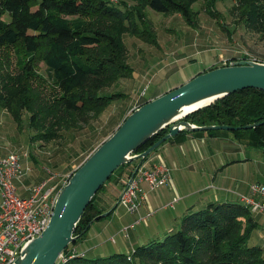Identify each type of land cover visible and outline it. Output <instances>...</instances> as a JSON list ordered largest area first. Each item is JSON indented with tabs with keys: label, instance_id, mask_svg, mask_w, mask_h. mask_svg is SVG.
<instances>
[{
	"label": "trees",
	"instance_id": "trees-1",
	"mask_svg": "<svg viewBox=\"0 0 264 264\" xmlns=\"http://www.w3.org/2000/svg\"><path fill=\"white\" fill-rule=\"evenodd\" d=\"M198 1L210 15L221 16L214 8L217 0H0V108L19 126L25 113L29 127L37 132L31 134L33 140L50 142L61 136L59 132L87 124L122 96L104 89L132 72L125 35L155 42L147 10L178 13L195 26L199 11L193 4ZM230 12L238 15L237 23L264 39V0H233ZM40 63L46 77L38 72ZM185 120L235 126L263 121L264 90L235 91L189 113ZM166 132L167 128L154 134L137 153ZM204 133H232L246 145L264 150V123L230 131L181 130L168 140ZM157 149L143 159L120 165L111 174L77 223L74 234L78 237L62 253L72 257L57 264H264L262 247L248 242L257 223L243 203L209 204L186 213L177 229L131 253L89 257L78 250L93 222L102 219L94 217L107 210L106 199L99 196L106 184L130 177L136 165Z\"/></svg>",
	"mask_w": 264,
	"mask_h": 264
},
{
	"label": "crops",
	"instance_id": "crops-1",
	"mask_svg": "<svg viewBox=\"0 0 264 264\" xmlns=\"http://www.w3.org/2000/svg\"><path fill=\"white\" fill-rule=\"evenodd\" d=\"M181 29L186 35L185 41L180 43L175 42L176 48L171 51L170 55L173 60H187L194 63L188 65V69H184V64L181 65L176 61H167L166 56L168 55L146 54L138 56L136 64L139 61L140 63L137 67L133 66L132 75L129 77L130 79L120 80L118 82L119 87L115 90H110L109 93H122V96L113 99L97 117V121H101L102 124L95 126L93 122L90 123L89 128L93 129V136L92 139L88 140L89 142L87 144L91 143L93 148L99 145L103 139L108 137L118 127L133 108L179 86L200 72L220 65L219 61L221 59L232 56L228 55L225 57L226 52L224 50H221L219 54H216L215 51H209L208 49L212 47H204L201 43L204 39L200 38L199 35L194 37V39H198L197 43L200 45L198 46L191 41L193 39V33L190 29L192 28L186 29V31L184 27H181ZM211 52L212 55L210 54ZM203 54L208 55V59L205 60V58L200 57V60H197L196 55ZM210 56L215 58L212 64L207 62ZM123 98L127 100L121 104L117 103ZM7 129L11 133H14L13 135H16L17 124L11 114L2 109L0 110V157L7 155L9 152H15L16 150L15 148L10 149L9 146H6L9 144L6 138L10 135ZM32 145L33 151L34 149L40 151V148H38L40 146V140L39 142L33 140ZM257 149L259 148L250 147L243 141H239L231 133H204L200 137L186 134L181 139L174 138L165 141L146 161L151 163L160 160L168 166L171 173V182L157 190L148 191L145 201H143L139 210L134 213H130L122 206L116 205L119 194L124 186L123 180L125 177L121 176L118 182H112V185L104 190V198L110 201H106L107 210L114 205L115 209L105 221H102V225H99L102 230L98 232L99 227H97L93 236L97 237V234H104L105 229L110 226L111 229H117L115 234H122L125 237V234L121 231L124 226L134 222L139 217L148 215V212L154 211L151 216L148 215L149 217L139 222V224L145 223L144 226H148L150 223L155 224L150 235L140 236L138 239V244L142 245L153 239H162L165 235L177 229L181 217L186 213L204 208L209 204L242 203L240 201V195H248L252 183L264 184V150L257 151ZM18 150L23 167L29 168V170L23 176L22 180L17 183V192L21 196H27L30 193L32 185L40 182L42 179L44 180L49 167L46 164L40 166L36 162V158H30L27 149L21 148ZM256 154L261 156L260 161H256L253 158L251 160V157H254ZM60 161L61 159L55 164L58 165L57 169L61 172L66 171L68 169L67 166L71 165L70 160L64 161L62 159ZM253 161L255 162L253 163ZM55 164L53 165L55 166ZM200 164L203 165L204 172L200 170ZM74 169L75 165L71 171ZM141 187L143 190L148 189L145 183H141ZM176 197L178 199L174 202V206L167 207L166 205L170 206L169 203ZM118 208H121L122 214H120ZM252 213L257 227L251 233L249 244L260 246L264 250V233L262 232L264 230V214L262 212ZM160 223L164 225V228H159ZM156 224L158 225L156 226ZM137 225L133 228H136ZM86 236L87 234L81 242L91 240L90 238L92 236ZM108 239L109 237L107 241L105 239L106 242L88 246L84 251L86 256H93V254L87 255V253H98L96 255L103 256L107 254V249V251H114L113 253L121 252V242L118 243L115 238L113 242L111 239ZM147 239L150 240L147 241ZM107 242L113 244L111 246L114 248L113 250H110L111 248L106 246L108 244ZM78 245H81V243ZM101 247L104 250L100 249ZM134 248L136 246L132 242L130 249Z\"/></svg>",
	"mask_w": 264,
	"mask_h": 264
},
{
	"label": "water",
	"instance_id": "water-1",
	"mask_svg": "<svg viewBox=\"0 0 264 264\" xmlns=\"http://www.w3.org/2000/svg\"><path fill=\"white\" fill-rule=\"evenodd\" d=\"M247 87L264 90V62L241 59L213 67L132 109L118 127L72 171L56 196L47 226L23 245L11 264H57L64 249L78 237L74 231L84 210L111 174L128 161L147 157L181 130L230 131L264 123L263 120L243 126L197 125L185 120L189 113ZM165 128L167 132L163 136L137 153L148 139ZM114 207L98 214L93 220L105 217Z\"/></svg>",
	"mask_w": 264,
	"mask_h": 264
},
{
	"label": "rangeland",
	"instance_id": "rangeland-1",
	"mask_svg": "<svg viewBox=\"0 0 264 264\" xmlns=\"http://www.w3.org/2000/svg\"><path fill=\"white\" fill-rule=\"evenodd\" d=\"M232 5H233V0H217L214 8L217 12H219L221 16L215 17L213 15H210L209 12L203 9L202 1H198L194 3L193 9L199 11V14L196 17L195 26L187 24L185 20L182 18V16L178 13L163 14V13H158L154 11L152 12V10H147V14H148L147 16L152 21V31L155 37V42H150V41H147V39H144V38L140 39L139 37L131 36V35H127L126 38H124L128 46V49H129L128 62L132 68V72H133V66L137 67V65L140 63L139 61L136 64L138 56H143L146 54H150V55L161 54L163 56L168 55L166 56L167 61H176L180 63L181 65L184 64L185 66L184 69H188L189 67L188 65H191L194 62H190L187 60H180V61H177L176 59L173 60V58L170 55L171 51H173L176 48L175 42L180 43L182 41H185L186 35L183 33L181 27H184L185 31L186 29L192 28L190 29V31L193 33V39L191 41L193 43H196L198 46H200L197 43L198 39H194V37H197L199 35L200 38L204 39L201 41L202 45L207 48L212 47L208 50L215 51L216 54H219L221 50H224L226 52L225 57H227L228 55L230 56L238 55L240 51H247L249 53L255 54L260 60H264V39H260L258 35L249 31L243 24H240V22L239 23L236 22V18L238 15L235 13L232 14L230 12V8L232 7ZM221 24H224L228 30L223 28ZM229 31H230V36L228 35ZM210 54L212 55V52ZM200 57L205 58V60L208 59V55L206 54L196 55L197 60H200ZM214 61H215V58L213 56H210L209 61L207 62L209 64H212ZM37 69H38V72L43 75V77H46V72L44 70L45 66L43 63H40ZM132 72L130 73L128 77L120 78L114 85L108 88H105L104 92L109 93L110 90L117 89V87H119L118 82L120 80H124L127 78L129 80L130 79L129 77L132 75ZM126 100L127 99L123 98V99H120L119 102L117 103L121 104L125 102ZM0 110L2 109L0 108ZM3 110L7 111L6 109H3ZM21 122L22 124L20 126L16 123L17 124L16 135H13L14 133H11L9 129H7L10 135L6 138V141L9 142V144L6 146H9L10 149L15 148L16 153H20L18 149H21V148L25 150L27 149L30 158L31 157L36 158V162L40 164V166L42 164H46L49 167V170L44 179H48L51 175H55L56 179L53 178L54 181L64 176L65 173L67 174L69 172H72L71 170L74 165L76 169L83 162V160L88 156V154L96 147L95 146L93 148V145L91 143L87 144L89 142L88 140L92 139V136H93V131H92L93 129L89 128V125L91 122H93L95 126H100L102 124L101 121L99 120L97 121V118H95L89 121L87 124L81 125L79 128H75L70 131L59 132L61 133V136L58 138H55L54 140L50 142H45L43 140H40V146L38 147L40 148V151H37L35 149L33 151V145H32L33 140L31 139V134L32 133L35 134L36 130L35 129L32 130L31 127H29L28 117L25 113H24V116ZM34 140L39 142L38 139H34ZM246 149L250 150L249 148H246ZM257 151H263V150L259 148L257 149ZM252 158L256 161L261 160V156H258L257 154L254 157H251V160ZM60 159L61 161L62 159H64V161L70 160L71 165L67 166L68 169L66 171L61 172L59 171V169H57L58 165H56L55 163H57ZM254 162L255 161H253V163ZM53 164H55V166ZM77 164L79 165L77 166ZM199 168L200 170L204 172L202 164L199 165ZM112 182H115V181L114 180L109 181L106 184L104 190L110 185H112ZM104 190L101 191L99 194V196L102 198H104V194H105ZM106 201L110 202L108 199H106ZM1 203H2V196H1ZM102 205H104V203H102ZM116 205H120L119 197L117 199ZM0 210H1V204H0ZM118 211L120 212V214L123 213L121 208H118ZM148 215L151 216V214H148ZM148 215L141 217V221L149 217ZM106 216L105 218L101 217L102 219L97 220L93 223L89 231L86 233L87 234L86 237L92 236L90 238L91 240L88 242H81V245H77L78 250L85 251L88 246H92L97 243L106 242L107 238L109 237V239H111L112 242L114 241V238L116 239L118 243L121 242V245H120L121 252L125 253L129 251L128 253H131L132 249H130V244L133 242V244L136 247H138L139 245L138 239L140 238V236L144 237V236L150 235L152 229L155 227L154 226L155 224H151V223H150L151 226L150 224L148 226H144L145 223L144 224L138 223L136 228H131V229L127 228L128 232H127V235H125L124 237L122 236V234H115L117 229L116 228L111 229V227L109 226L105 229L104 234L100 233L99 235L97 234V237L93 236L96 228L99 227V225H102L103 223L102 221L103 220L105 221V219L109 217V216L107 217ZM157 225L158 224H156V226ZM159 228H164V225L160 223ZM101 230L102 228L99 227L98 232H100ZM262 232L264 233V230H262ZM93 237L94 239H92ZM155 238H159V237H155ZM149 240L150 239H147V241ZM126 241L128 242L126 243ZM127 244L129 247L127 246ZM112 245L113 244H110L109 242L106 246L111 248L110 250H113L114 248L111 247ZM100 249H103V248L101 247ZM107 250H106V253H107L106 255L114 252V251H107ZM90 254H93L92 257L99 256V255H96L98 253H87V255H90ZM106 255H103V256H106ZM59 261H62V259L59 258L58 262Z\"/></svg>",
	"mask_w": 264,
	"mask_h": 264
},
{
	"label": "built area",
	"instance_id": "built-area-1",
	"mask_svg": "<svg viewBox=\"0 0 264 264\" xmlns=\"http://www.w3.org/2000/svg\"><path fill=\"white\" fill-rule=\"evenodd\" d=\"M261 61L255 54L240 51L238 55L223 58L220 65H228L236 60ZM134 109V108H133ZM29 168H24L21 157L16 152H10L0 157V193L2 196L0 210V264H11L19 255L23 245L38 236L47 226L51 217L56 196L61 187L67 182L70 173L57 180L55 175L44 179L30 188L27 196H21L17 192V183L20 182ZM171 182L170 168L162 161L139 164L138 169L131 181L124 178L122 191L119 194V204L130 213L137 212L147 197L148 191H154ZM141 183H145L147 190H143ZM177 197L170 206L173 207ZM240 201L249 207L252 212L264 214V185L253 183L250 185L248 195H240ZM154 211L147 214H153ZM141 217L130 223L133 228L141 222ZM130 228V229H131ZM122 232L127 235L125 226ZM70 256H61L66 261ZM130 257V256H128Z\"/></svg>",
	"mask_w": 264,
	"mask_h": 264
},
{
	"label": "bare ground",
	"instance_id": "bare-ground-1",
	"mask_svg": "<svg viewBox=\"0 0 264 264\" xmlns=\"http://www.w3.org/2000/svg\"><path fill=\"white\" fill-rule=\"evenodd\" d=\"M252 184H253V183H252ZM257 184H262V183H257ZM263 185H264V184H263ZM241 195H242V194H241ZM244 205H245V204H244ZM140 219H141V218H140ZM129 225H130V224H129ZM129 225H126V226H125V229H127V228L130 229L131 227H129ZM127 230H128V229H127Z\"/></svg>",
	"mask_w": 264,
	"mask_h": 264
}]
</instances>
